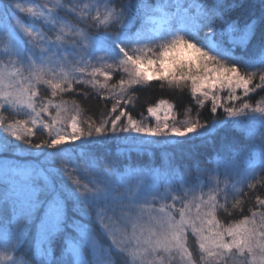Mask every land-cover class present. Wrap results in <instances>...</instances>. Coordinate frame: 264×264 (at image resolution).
<instances>
[{"label": "snow or ice", "instance_id": "6c2138e0", "mask_svg": "<svg viewBox=\"0 0 264 264\" xmlns=\"http://www.w3.org/2000/svg\"><path fill=\"white\" fill-rule=\"evenodd\" d=\"M153 80L188 87L195 113L179 120L161 99L153 125L133 116ZM76 85L111 107H69ZM258 90L264 0H0V264H264V211L244 215L239 199L264 180ZM220 131L247 138L243 171L220 156L189 171L167 151L151 163Z\"/></svg>", "mask_w": 264, "mask_h": 264}, {"label": "trees", "instance_id": "16d2710c", "mask_svg": "<svg viewBox=\"0 0 264 264\" xmlns=\"http://www.w3.org/2000/svg\"><path fill=\"white\" fill-rule=\"evenodd\" d=\"M69 19L74 18L69 16ZM162 82L159 80H153L150 82V85L143 88H138L135 92L136 101L135 106H129L130 110L137 119L141 118V113L143 115L147 114V107L155 105L159 100L164 99L175 105L176 112L179 115L183 116L185 107H191L193 113H195V103L193 98L190 95V90L188 87H184L182 91L177 90L176 88H170L166 83L161 86ZM77 95L72 96L73 100L77 101L82 108L87 109L86 116L90 115L93 119H96L99 116L100 112H107L111 107L112 101H105L93 90L85 89L83 86L77 88ZM88 93V98L85 99L84 92ZM261 96H264V91L258 90L256 94H250V98L253 103L260 99ZM238 103V102H237ZM107 105V107H105ZM209 104H207L203 109H200L201 120L210 119L209 114ZM216 117L222 116V109H218L217 113L211 114ZM248 140L245 136L237 134H225L223 131L218 132L213 138H210L207 142L194 141L189 143H183L174 147H169L167 149H158L156 151V156L154 160L151 161L156 167H160L165 161L162 159V153L165 151L174 154V160L177 164L182 165L185 169L191 170L192 166L197 163L203 165L209 158H214L220 156L224 161H234L238 162L239 158L236 157L238 152H242L245 148ZM113 158L117 159V147L112 146ZM148 158H137L138 162L146 161ZM82 183L87 182L86 177H79ZM259 179V177H258ZM264 198V180L261 183L257 184L254 189L245 188L239 199L242 201V207L244 209V215H248V209L251 208L254 211H264L256 203V197ZM241 213L237 211H232L231 216H226L221 213L220 218L225 222H228L232 219H239ZM188 242L190 250L195 252L198 250V247L195 243V240L189 236Z\"/></svg>", "mask_w": 264, "mask_h": 264}, {"label": "rangeland", "instance_id": "374dc122", "mask_svg": "<svg viewBox=\"0 0 264 264\" xmlns=\"http://www.w3.org/2000/svg\"><path fill=\"white\" fill-rule=\"evenodd\" d=\"M121 75H123L122 72H119V71H114V72H112V79L109 81V83H110V84H112V83H116V82L120 79ZM97 78L100 79L101 82H103V79H104V78H103L102 76H99V77H97ZM80 86H82V85H76V88H80ZM41 87L44 88L45 86H41ZM83 88H85V89L87 88V89H89V90H92L90 86H88V87H84V86H83ZM93 91H94V90H93ZM94 92H95V91H94ZM95 93H96V92H95ZM238 94H239V93H238ZM74 95H77V94H76V93H72V92H68V93H64V94H63V98H64L65 100L69 101V107H71V102L73 101L72 96H74ZM223 95H225V93H221V96H223ZM57 99H59V98H57ZM170 103H171V102H170ZM175 115H176L177 119H179V120L184 119V116L179 115V114L176 112V109H175ZM143 118H144V122H145V123H147V124H149V125H153V124H154V119L150 118L148 113L145 114V115H143ZM68 130L70 131V129H68ZM235 165L237 166V169H238L239 171H243V170L247 167L245 161L242 160V159H239L238 162L235 163ZM221 179H223V177H221ZM210 187H212V184H211V183H208V184L205 186V188H204V192L207 193V192L209 191ZM189 236H191V237L195 240V243H196V245H197V247H198V242H197L196 238H195L194 236H192L191 233H189ZM175 264H180V262H179L178 259H177V261L175 262Z\"/></svg>", "mask_w": 264, "mask_h": 264}]
</instances>
